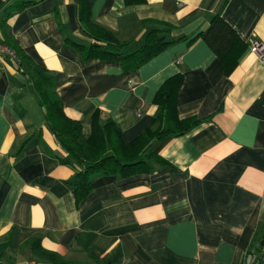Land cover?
<instances>
[{"label": "crops", "instance_id": "obj_1", "mask_svg": "<svg viewBox=\"0 0 264 264\" xmlns=\"http://www.w3.org/2000/svg\"><path fill=\"white\" fill-rule=\"evenodd\" d=\"M222 16L246 43L226 75L200 37ZM92 19L137 50L160 23L173 41L130 71L116 60L85 59L74 43L92 38L77 0H2L0 39L15 41L53 76L65 113L92 130V115L111 118L125 141L152 125L155 92L182 73L180 118L200 122L153 142L168 164L128 177L93 172L76 202L70 180L81 167L48 127L32 79L4 62L0 70V264H42L30 239L65 261L96 264H252L264 224V0H93ZM184 37V38H183ZM154 127V126H153ZM261 264H264L262 258Z\"/></svg>", "mask_w": 264, "mask_h": 264}, {"label": "trees", "instance_id": "obj_2", "mask_svg": "<svg viewBox=\"0 0 264 264\" xmlns=\"http://www.w3.org/2000/svg\"><path fill=\"white\" fill-rule=\"evenodd\" d=\"M77 1L81 26L92 38L88 45L74 43L85 59L116 60L124 71H130L174 42L166 40L164 36V33L172 29V25L160 23V28L147 32L143 44L137 50L123 51L126 42L119 41L112 31L92 19L93 0ZM139 1L142 0H126L127 3ZM198 37L217 55L226 75L237 66L247 46L236 30L218 14L210 19L205 30L198 32L190 41ZM0 41L14 53V58L6 57L5 61L32 79L34 91L44 107L48 127L66 152L60 160L65 164L81 167L69 181L77 203L91 191L90 174L93 172L128 177L146 173L155 164H168L159 153L151 149L152 143L182 135L200 122L195 116L180 118L178 115L177 96L183 75L176 73L168 77L155 92L153 102L158 106L157 114L152 125L137 137L125 141L119 126L109 117L102 118L101 111L97 109L92 115L91 134L84 138L80 121L69 117L64 111L56 92L54 76L45 67L37 64L15 41ZM255 235V243L249 252H255L252 264H261L264 258V224L258 226ZM29 243L34 256L42 264H76L43 248L38 238H31ZM95 259L96 264H111L108 259Z\"/></svg>", "mask_w": 264, "mask_h": 264}, {"label": "built area", "instance_id": "obj_3", "mask_svg": "<svg viewBox=\"0 0 264 264\" xmlns=\"http://www.w3.org/2000/svg\"><path fill=\"white\" fill-rule=\"evenodd\" d=\"M1 3H2V0H0V6H1ZM250 50L253 53H255L258 57L264 58V44L258 41H254L250 46ZM6 57L14 58V53L12 52L11 49H9L5 44H3L0 41V70H1L3 63L5 62ZM254 260H255V256H253L252 261Z\"/></svg>", "mask_w": 264, "mask_h": 264}]
</instances>
